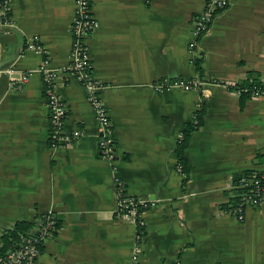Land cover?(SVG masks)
Segmentation results:
<instances>
[{"label": "crops", "instance_id": "crops-1", "mask_svg": "<svg viewBox=\"0 0 264 264\" xmlns=\"http://www.w3.org/2000/svg\"><path fill=\"white\" fill-rule=\"evenodd\" d=\"M205 0H91L98 27L87 37L91 76L110 125L112 156L97 149L93 112L68 73L74 0H10L12 26L0 28V232L47 210L55 224L37 264H264V204L242 222L227 214L231 180L264 166V92L230 89L256 78L264 87V0H230L198 42L200 72L187 51L191 19ZM37 44L41 53L28 48ZM46 58L66 108L74 144L50 148L43 85ZM27 80L19 89L9 81ZM201 82L196 89L161 82ZM230 87V88H229ZM201 125L175 146L196 112ZM153 201L137 229L114 216L116 182ZM1 244V241H0ZM138 253L133 257V248Z\"/></svg>", "mask_w": 264, "mask_h": 264}, {"label": "built area", "instance_id": "built-area-1", "mask_svg": "<svg viewBox=\"0 0 264 264\" xmlns=\"http://www.w3.org/2000/svg\"><path fill=\"white\" fill-rule=\"evenodd\" d=\"M10 0H0V28L12 26L9 17ZM230 0H205L202 10L191 19L190 40L187 51L199 58L198 42L207 35L211 24L220 12L229 5ZM91 0H74V15L70 25L71 46L68 63L61 72L68 73L76 80L85 92L86 101L91 108L96 122L97 149L99 156L110 159L112 156L111 125L107 111L100 101L99 94L104 86L91 76V66L87 48V37L98 27L97 21L91 14ZM28 48L41 53L37 44H29ZM39 74L43 85V95L47 110L48 134L47 143L50 148L65 147L74 144L81 136L79 130L71 132L63 131V120L66 108L57 96L53 83L58 74L49 67L48 60L43 58L34 70ZM12 73L11 69L0 71V75L6 76ZM27 80V75H20L19 81H9L10 89H19L20 85ZM201 82L196 79L187 82H161L154 86L156 92L178 87L184 90L196 89ZM261 95L257 89L251 91V97ZM233 192L231 198L235 199L233 205L227 209V214L236 221L242 222L247 207H258L264 204V166L258 171L242 175L236 183H231ZM116 199L113 210L114 216L129 222L137 229L135 241H141L140 230L143 228V212L153 204V201L125 195L121 184L116 182ZM237 192V193H234ZM55 219L50 210L40 214L36 219L32 230L27 234H21L16 243L12 245L2 256L0 264H37L41 253L44 239L53 230ZM138 244L133 248V257L138 253Z\"/></svg>", "mask_w": 264, "mask_h": 264}, {"label": "trees", "instance_id": "trees-1", "mask_svg": "<svg viewBox=\"0 0 264 264\" xmlns=\"http://www.w3.org/2000/svg\"><path fill=\"white\" fill-rule=\"evenodd\" d=\"M200 59L196 58L192 61V64L196 70V72H200ZM230 88V87H229ZM257 89L260 94L264 92V87L262 86L261 82L256 78L252 79L249 78L248 81L242 83L241 85L232 86L230 89L239 92L240 99L243 100L244 98H248L251 96V91ZM201 112L197 111L194 114L193 119L185 124L181 130V133L178 137L176 146H175V158H176V165L180 168L182 174L186 176L187 167H186V157L184 154V150L187 146L189 137L192 132H194L200 125H201ZM254 171H245L237 176H233L231 183H236V181L242 176L252 173ZM237 193V192H234ZM235 202L234 198H231L229 204L227 205V209L233 205ZM31 223L26 221H17L15 222L9 229L1 230L0 232V256H2L14 243L17 242L18 237L21 234H27L30 232Z\"/></svg>", "mask_w": 264, "mask_h": 264}]
</instances>
